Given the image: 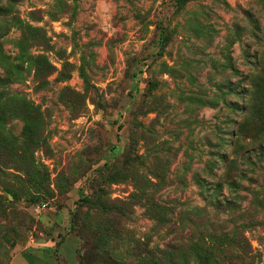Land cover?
Returning <instances> with one entry per match:
<instances>
[{"label": "rangeland", "instance_id": "rangeland-1", "mask_svg": "<svg viewBox=\"0 0 264 264\" xmlns=\"http://www.w3.org/2000/svg\"><path fill=\"white\" fill-rule=\"evenodd\" d=\"M177 1L0 0V264H264V0Z\"/></svg>", "mask_w": 264, "mask_h": 264}, {"label": "trees", "instance_id": "trees-1", "mask_svg": "<svg viewBox=\"0 0 264 264\" xmlns=\"http://www.w3.org/2000/svg\"><path fill=\"white\" fill-rule=\"evenodd\" d=\"M187 1L188 0H178L177 4L179 6H181V5L185 4ZM16 61H17V58L11 59L9 56L5 55L4 52L2 51V49L0 48V69L3 71V76H0V88H3L6 84L10 85L11 81H15V80L20 78L21 66H20V63L15 64L14 62H16ZM1 91L2 92H0V97L3 95H7L5 92H3V90H1ZM1 127H2V125L0 124V134L2 135L1 141H4L6 138L3 135ZM246 138L247 137L245 136V134H243L240 130L235 134L234 142H232L230 146L233 148V147H235V145H238V148H234L237 151L238 149L242 148V146L244 145L243 142H245ZM256 139H258V137H256V136L252 137V141L256 140ZM233 151L234 150L232 149V153H233ZM246 152H248V151H246ZM220 158L222 159L223 163H226V167H225V170L223 173V175L226 176V175H228L229 171L231 170V165L233 164V160L231 158L229 159V156L227 158H225L224 155L220 156ZM0 162L10 164L11 161H10V159H3L0 156ZM17 163L19 164V162H17ZM24 163L25 162L22 161L21 166L17 167V168L20 171L24 172V175L30 176V174H29L30 170H29V168L26 167V165H24ZM10 168H12V167H10ZM226 180H227V178H225L223 182H226ZM219 185L221 186V183H218V187H220ZM228 186L234 187L233 183H230ZM3 190L6 193L12 195V197L14 199L17 197V194L13 190L9 189L8 187H3ZM209 198L211 199V197H209ZM205 235L207 236L206 238H203V237L199 238L196 242H193V244L190 243V245L187 248V249L193 250L194 256L202 264H209L211 262H215L216 261L215 254L217 252H219L220 247L224 248V250H225L226 247L227 248L231 247L235 243L234 239H230L229 236L225 235L224 233H221V236L217 237L215 234L206 230ZM191 245H192V248H191ZM174 249H177V246H174ZM225 251H227V249ZM223 253L224 252H222V254ZM164 255L165 254H161L162 257H160L159 259H156V257H155L154 258L155 259L154 264H164L162 258L166 261L168 258V255L163 257ZM169 264H174V263L172 260H170Z\"/></svg>", "mask_w": 264, "mask_h": 264}]
</instances>
